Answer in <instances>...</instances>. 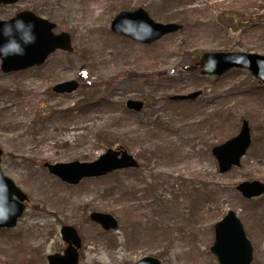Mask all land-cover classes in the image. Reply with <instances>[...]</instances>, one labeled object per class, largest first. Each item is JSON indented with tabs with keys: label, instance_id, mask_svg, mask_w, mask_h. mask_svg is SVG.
Segmentation results:
<instances>
[{
	"label": "rangeland",
	"instance_id": "374dc122",
	"mask_svg": "<svg viewBox=\"0 0 264 264\" xmlns=\"http://www.w3.org/2000/svg\"><path fill=\"white\" fill-rule=\"evenodd\" d=\"M140 8L155 22L191 25L151 45L112 31L121 12ZM23 11L68 33L74 51L8 74L0 60L1 169L27 196L16 227L0 229V264H49L68 247L63 226L82 240L79 264H219L215 225L230 211L253 245L251 264H264V196L238 190L264 183V85L248 70L204 77L192 69L206 52L264 56V0H21L0 5V19ZM68 81L80 88L54 92ZM199 91V99L172 100ZM129 100L144 109L129 110ZM244 120L251 147L222 174L212 150ZM118 147L139 167L78 185L46 167L94 162ZM95 212L112 215L118 228L104 230Z\"/></svg>",
	"mask_w": 264,
	"mask_h": 264
},
{
	"label": "water",
	"instance_id": "95a60500",
	"mask_svg": "<svg viewBox=\"0 0 264 264\" xmlns=\"http://www.w3.org/2000/svg\"><path fill=\"white\" fill-rule=\"evenodd\" d=\"M21 0H0V5L10 6ZM57 25L47 19L37 16L31 11L18 13L14 18L3 21L0 19V60L3 73H14L44 65L49 57L57 51L72 53L74 51L72 38L66 33L57 34ZM114 33L144 45H151L163 37L178 33L183 25L175 23L155 22L149 13L140 8L136 11L121 12L111 24ZM193 70L200 69L204 77H220L228 71L248 70L264 85V56L244 52H206ZM80 88L77 81L57 84L53 90L56 93H72ZM203 91L186 96H176L172 100H196ZM145 103L129 100L127 108L141 112ZM252 144L250 124L242 123L239 134L225 143L213 148L212 154L217 159L220 173H228L233 168L241 166V160ZM3 151L0 149V229L16 227L23 216L27 196L1 169ZM49 172L69 185H78L85 179H96L117 171L136 169L138 161L121 147L109 149L94 162H71L47 164ZM238 190L246 199L264 196V183L260 181L244 182ZM91 219L100 224L104 230H116L118 221L110 214L92 213ZM63 240L68 244L64 254H54L48 257L49 264H79V250L82 240L77 230L72 226L61 229ZM219 264H251L254 259V249L248 239L243 224L234 211L215 225V243L211 248ZM134 264H161L154 257H145Z\"/></svg>",
	"mask_w": 264,
	"mask_h": 264
},
{
	"label": "trees",
	"instance_id": "16d2710c",
	"mask_svg": "<svg viewBox=\"0 0 264 264\" xmlns=\"http://www.w3.org/2000/svg\"><path fill=\"white\" fill-rule=\"evenodd\" d=\"M179 18H180V15H179ZM187 18H188V17H187ZM234 23H235V22H234ZM180 24H182V25L184 26V28H185L186 26H190V25H191V23H190L189 21H188V23H187L188 25H185L182 21L180 22ZM184 28H183V30H184ZM183 30H182V31H183Z\"/></svg>",
	"mask_w": 264,
	"mask_h": 264
},
{
	"label": "flooded vegetation",
	"instance_id": "af4514ba",
	"mask_svg": "<svg viewBox=\"0 0 264 264\" xmlns=\"http://www.w3.org/2000/svg\"><path fill=\"white\" fill-rule=\"evenodd\" d=\"M1 6H4V5H1ZM10 6H11V5H10ZM130 40H131V39H130ZM132 41H133V40H132ZM138 43H139V42H138ZM140 44H142V43H140ZM49 58H50V57H49ZM42 66H43V65H42ZM40 67H41V66H40ZM36 68H39V67H36ZM31 69H32V68H31ZM55 93H56V92H55ZM58 94H59V93H58ZM199 98H200V97H199ZM199 98H198V99H199ZM189 101H190V100H189ZM18 221H19V220H18ZM63 227H64V226H63ZM66 249H67V248H66ZM66 249H65V250H66ZM63 254H64V253H63ZM53 255H54V254H53ZM61 255H62V254H61Z\"/></svg>",
	"mask_w": 264,
	"mask_h": 264
}]
</instances>
